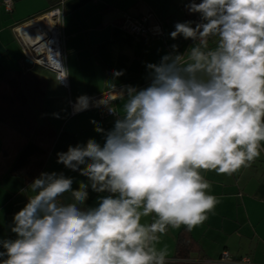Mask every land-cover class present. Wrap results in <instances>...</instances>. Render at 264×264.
<instances>
[{"label":"clouds","instance_id":"clouds-1","mask_svg":"<svg viewBox=\"0 0 264 264\" xmlns=\"http://www.w3.org/2000/svg\"><path fill=\"white\" fill-rule=\"evenodd\" d=\"M188 8L203 22L177 23L171 38L201 44L187 60L165 55L148 64L146 88L109 83L112 101L124 103L122 114L105 103L117 118L106 132L96 126L104 143L89 139L58 153V163L88 183L74 190L72 178L55 172L34 179L13 218L16 239L0 241V264H166V249L155 247L160 235L169 227L191 231L218 202L202 173L232 175L260 157L264 0H191ZM210 36L217 45L205 50ZM88 106V97L77 98L76 111ZM89 188L108 195L83 207Z\"/></svg>","mask_w":264,"mask_h":264},{"label":"crops","instance_id":"crops-1","mask_svg":"<svg viewBox=\"0 0 264 264\" xmlns=\"http://www.w3.org/2000/svg\"><path fill=\"white\" fill-rule=\"evenodd\" d=\"M0 0V80L16 73L33 71L22 59L14 28L43 14L56 4V0H11L10 12L4 10ZM191 0H63L62 3V54L68 86L61 87L54 75L43 76L47 88L42 101L45 119L51 124L54 142L45 158L40 172L32 179L9 172L17 151L25 139L4 124H0V241L16 239L11 231L14 215L28 203V186L41 173L63 174L72 178V188L79 183H88V178L58 163V153H65L70 146L86 145L89 139L104 143V134L95 130L102 127L111 130L116 117L100 119L104 102H108L117 114H122L123 100L112 101L113 83L116 90L127 86L143 89L150 85L148 64H159L165 55H183L187 60L191 47L201 43L185 39L182 35L171 38L177 23L202 19L200 13L189 11ZM196 3L201 0H195ZM150 14L149 23H158L162 36L136 37L120 27L125 16L137 17ZM218 37H208L205 50L215 49ZM173 46H176L173 48ZM202 46V45H201ZM123 70V75L114 77L113 72ZM41 74V73H40ZM39 74V75H40ZM89 98L85 110L76 111L77 98ZM99 103V106L93 103ZM38 124L43 122L39 116ZM95 122V123H93ZM83 167V166H81ZM210 183L209 193L217 198L215 208L207 213V219L191 231V238L200 248L190 252L189 259L215 260L222 251L232 258L248 256L254 264H264V148L261 155L250 166L241 168L232 175L215 171L202 173ZM106 192L88 189V198L83 207H95ZM71 202L70 193L62 198ZM154 215L144 217L141 223H151ZM186 228L169 227L161 234L155 247L166 249V263L174 262L178 233ZM187 229V228H186ZM2 250V248H0ZM211 264V263H202Z\"/></svg>","mask_w":264,"mask_h":264},{"label":"trees","instance_id":"trees-1","mask_svg":"<svg viewBox=\"0 0 264 264\" xmlns=\"http://www.w3.org/2000/svg\"><path fill=\"white\" fill-rule=\"evenodd\" d=\"M46 88L47 80L29 70L0 80V124L8 126L25 139V144L12 160L9 172L26 180L40 172L55 139V132L45 119L42 107ZM39 116L43 117L40 124L37 122ZM199 251L197 242L184 228L177 236L174 262L166 264H197L187 260L190 252Z\"/></svg>","mask_w":264,"mask_h":264},{"label":"built area","instance_id":"built-area-1","mask_svg":"<svg viewBox=\"0 0 264 264\" xmlns=\"http://www.w3.org/2000/svg\"><path fill=\"white\" fill-rule=\"evenodd\" d=\"M62 3L63 0L58 2L45 11L42 15L32 18L29 21L17 25L14 30L18 44L22 51V59L29 67H39L46 71L51 72L58 84L61 87L67 88L68 80L66 69L64 65V58L62 54ZM2 4L6 12L11 11V0H3ZM150 14H141L137 17L125 16L120 27L136 37L149 38L162 36L161 26L156 23H149ZM36 21V30L21 32V28H25L31 22ZM202 19L195 18V26L202 23ZM194 26V27H195ZM201 43L199 39L196 40ZM102 103L103 108L99 113L100 119L105 117H116L117 114L110 112L108 106ZM99 106V103H93ZM109 104V103H108ZM110 106V105H109ZM189 263H211V264H254L248 256H241L239 258H232L227 251H222L219 257L215 260H208L203 258L188 259Z\"/></svg>","mask_w":264,"mask_h":264},{"label":"bare ground","instance_id":"bare-ground-1","mask_svg":"<svg viewBox=\"0 0 264 264\" xmlns=\"http://www.w3.org/2000/svg\"><path fill=\"white\" fill-rule=\"evenodd\" d=\"M36 25H37L36 21L31 22L28 25H26L25 28H21L20 31L22 32L24 30V34L23 35H25V33H27L26 31H34V29L36 30Z\"/></svg>","mask_w":264,"mask_h":264},{"label":"rangeland","instance_id":"rangeland-1","mask_svg":"<svg viewBox=\"0 0 264 264\" xmlns=\"http://www.w3.org/2000/svg\"><path fill=\"white\" fill-rule=\"evenodd\" d=\"M38 70H39V72L41 73V74L39 73L40 75H42V76H44V75L47 76L48 72H46V70H44V69H42V68H41V69H38Z\"/></svg>","mask_w":264,"mask_h":264}]
</instances>
